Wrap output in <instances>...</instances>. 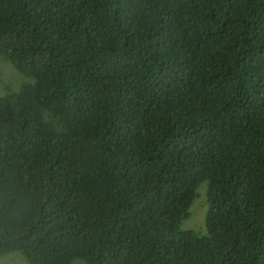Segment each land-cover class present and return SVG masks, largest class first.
Masks as SVG:
<instances>
[{
	"label": "trees",
	"instance_id": "1",
	"mask_svg": "<svg viewBox=\"0 0 264 264\" xmlns=\"http://www.w3.org/2000/svg\"><path fill=\"white\" fill-rule=\"evenodd\" d=\"M0 55V256L264 264V0H0Z\"/></svg>",
	"mask_w": 264,
	"mask_h": 264
},
{
	"label": "rangeland",
	"instance_id": "2",
	"mask_svg": "<svg viewBox=\"0 0 264 264\" xmlns=\"http://www.w3.org/2000/svg\"><path fill=\"white\" fill-rule=\"evenodd\" d=\"M19 83L20 80L18 78L17 73L15 72V69L13 68L12 62L8 58L0 55V95H2L7 88H13L17 86ZM202 184L206 185L205 182L200 183V185ZM189 212H191V207L189 208ZM190 216L191 213L186 219L182 221L180 229L194 230L198 233L206 234L205 225L203 224L202 230L198 229L201 226V224L195 220L188 221L190 219ZM0 264H29V263L20 252L14 251L0 256ZM70 264H85V263L79 259H74L71 261Z\"/></svg>",
	"mask_w": 264,
	"mask_h": 264
},
{
	"label": "clouds",
	"instance_id": "3",
	"mask_svg": "<svg viewBox=\"0 0 264 264\" xmlns=\"http://www.w3.org/2000/svg\"><path fill=\"white\" fill-rule=\"evenodd\" d=\"M203 186H204V184H202V185H200V186H198V189H197V195H196V197H195V199H194V201H200V202H198V203H196V204H194V205H192V206H190L191 207V210L192 209H195L196 211H199L198 209H202L203 207H205L206 206V204L203 202L204 201V199H203V196H202V189H203ZM193 201V202H194ZM191 212H189V214H190ZM189 215H187V213L185 212V214H184V219H186L187 217H188ZM183 219V220H184ZM182 220V221H183ZM191 220H194L193 219V217H192V214H191V216H190V219L188 220V221H191ZM203 221V220H202ZM185 229V228H184ZM8 253H10V252H8ZM7 254V253H6ZM5 255V254H4ZM80 260V259H79ZM82 261V260H81Z\"/></svg>",
	"mask_w": 264,
	"mask_h": 264
}]
</instances>
